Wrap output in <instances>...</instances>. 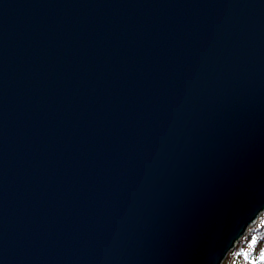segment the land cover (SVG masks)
Returning <instances> with one entry per match:
<instances>
[{
  "label": "water",
  "instance_id": "95a60500",
  "mask_svg": "<svg viewBox=\"0 0 264 264\" xmlns=\"http://www.w3.org/2000/svg\"><path fill=\"white\" fill-rule=\"evenodd\" d=\"M264 210V0H0V264H221Z\"/></svg>",
  "mask_w": 264,
  "mask_h": 264
},
{
  "label": "trees",
  "instance_id": "16d2710c",
  "mask_svg": "<svg viewBox=\"0 0 264 264\" xmlns=\"http://www.w3.org/2000/svg\"><path fill=\"white\" fill-rule=\"evenodd\" d=\"M264 210L227 253L222 264H264Z\"/></svg>",
  "mask_w": 264,
  "mask_h": 264
},
{
  "label": "rangeland",
  "instance_id": "374dc122",
  "mask_svg": "<svg viewBox=\"0 0 264 264\" xmlns=\"http://www.w3.org/2000/svg\"><path fill=\"white\" fill-rule=\"evenodd\" d=\"M224 259H225V257H224ZM224 259H223V260H224ZM223 260H222V262H223ZM221 264H222V263H221Z\"/></svg>",
  "mask_w": 264,
  "mask_h": 264
},
{
  "label": "snow or ice",
  "instance_id": "6c2138e0",
  "mask_svg": "<svg viewBox=\"0 0 264 264\" xmlns=\"http://www.w3.org/2000/svg\"><path fill=\"white\" fill-rule=\"evenodd\" d=\"M262 259H264V257H262ZM253 264H254V262H253Z\"/></svg>",
  "mask_w": 264,
  "mask_h": 264
}]
</instances>
